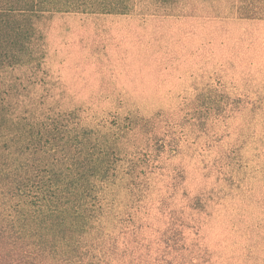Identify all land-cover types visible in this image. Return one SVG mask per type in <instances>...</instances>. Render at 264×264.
I'll list each match as a JSON object with an SVG mask.
<instances>
[{
  "label": "rangeland",
  "instance_id": "rangeland-1",
  "mask_svg": "<svg viewBox=\"0 0 264 264\" xmlns=\"http://www.w3.org/2000/svg\"><path fill=\"white\" fill-rule=\"evenodd\" d=\"M179 1L46 14L16 99L119 134L87 235L102 264H264V18Z\"/></svg>",
  "mask_w": 264,
  "mask_h": 264
},
{
  "label": "trees",
  "instance_id": "trees-1",
  "mask_svg": "<svg viewBox=\"0 0 264 264\" xmlns=\"http://www.w3.org/2000/svg\"><path fill=\"white\" fill-rule=\"evenodd\" d=\"M133 6L134 0H0V264H102L87 235L103 209L101 184L123 158L119 134L85 125L75 110L20 109L16 93L24 79L15 71L41 68L46 14L128 13ZM233 7L241 17L264 18V0H235Z\"/></svg>",
  "mask_w": 264,
  "mask_h": 264
}]
</instances>
